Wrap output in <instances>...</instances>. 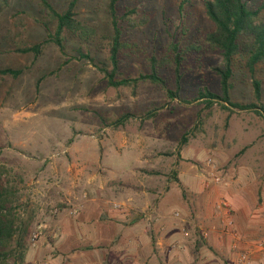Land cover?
<instances>
[{
    "label": "rangeland",
    "instance_id": "rangeland-1",
    "mask_svg": "<svg viewBox=\"0 0 264 264\" xmlns=\"http://www.w3.org/2000/svg\"><path fill=\"white\" fill-rule=\"evenodd\" d=\"M48 1L64 9L71 0ZM107 5L108 0H77L76 17L110 34ZM124 6L137 7L139 16L148 18L146 26L124 35L140 49L139 57L123 59L126 73L145 71L147 58L171 43L208 51L203 38L212 25L201 0L182 14L177 0H123ZM38 10L39 0H10L0 13V68L21 70L16 77L0 75V192L14 229L0 264L101 263L104 246L116 242L102 239L110 231L102 226V214L109 213L100 200L118 189L119 176L130 179L138 193L167 194L166 211L179 214L194 183L205 195L198 203L202 210L214 212L224 199L235 227L264 228V66L255 74L262 81L260 104L234 61L230 99L255 103V110L224 109L218 99L207 104L199 97L205 91L221 95L215 68H222L223 60L210 51L185 56L178 78L172 68L161 69L166 88L143 82L134 89L113 88L72 49L62 55L45 43L37 56L17 52L46 39V30L36 23ZM118 119L123 121L115 126ZM210 158L215 170L206 164ZM211 172L219 183L206 187ZM62 217L73 232V221L93 222L94 229H82L88 240L83 249L74 241L58 243Z\"/></svg>",
    "mask_w": 264,
    "mask_h": 264
},
{
    "label": "trees",
    "instance_id": "trees-1",
    "mask_svg": "<svg viewBox=\"0 0 264 264\" xmlns=\"http://www.w3.org/2000/svg\"><path fill=\"white\" fill-rule=\"evenodd\" d=\"M10 0H0V13L8 6ZM123 0H108V15L111 33H100L94 26L79 20L76 17L77 0L68 2L67 7L58 9L48 0H39L38 18L36 23L46 30V39L22 48L17 52L22 54L33 53L39 55L45 43H53L62 55L72 49L79 59L91 63L104 76L109 87L136 88L140 83L166 88V80L161 69L172 68L179 77L182 62L190 53L210 51L222 57L223 67L215 68L220 77L221 95L205 91L199 97L209 100L211 104L218 99L222 107L228 105L238 111L255 110V103L233 102L230 91L234 80V61L240 64L245 71L244 84H250L254 99L260 104L263 102L262 81L255 77L257 69L264 66V0L259 5L249 4L251 0H201L204 13L211 23V28L205 33L203 42L205 48L196 44L181 46L171 43L164 52L147 58L146 70L139 68L137 75H131L121 70L124 58L139 57V46L134 40H127L124 35L127 31L141 29L148 23L146 16H139L135 6L120 7ZM194 0H177V11L182 14L192 7ZM76 44V47L70 44ZM103 56L99 59L98 56ZM21 70L0 68V75L18 76ZM168 96L174 97L168 90ZM263 109V106L262 108ZM233 110H231L232 112ZM262 111V110H260ZM264 117V114H262ZM127 115L123 117L125 119ZM118 119L115 126L122 123ZM0 192V254L2 249L14 235L13 224L8 220L4 211L7 210V200Z\"/></svg>",
    "mask_w": 264,
    "mask_h": 264
},
{
    "label": "crops",
    "instance_id": "crops-1",
    "mask_svg": "<svg viewBox=\"0 0 264 264\" xmlns=\"http://www.w3.org/2000/svg\"><path fill=\"white\" fill-rule=\"evenodd\" d=\"M76 179L81 180V177ZM116 183L118 189L112 192L110 199L106 197L109 193H104L106 196L100 200L102 209L109 213V216L102 214V226L110 231V234L105 231L102 239L116 243L112 248L110 243L104 246L106 250L98 264H239V253L247 250L251 264H264V228L235 227L239 241L237 249H232L230 239L219 235L215 210L205 211L198 205L205 195L193 188L194 183H186L192 186L186 189L183 201L186 210H181L179 218L173 217L175 212L166 211L167 194L155 195L144 189L138 193L126 176H119ZM64 199L70 201L73 197ZM112 206L113 209H109ZM90 221L83 218L73 221V232L67 229L68 220L59 219L58 243L69 246L67 243L74 241L83 249L81 244L88 240L82 229H94Z\"/></svg>",
    "mask_w": 264,
    "mask_h": 264
},
{
    "label": "built area",
    "instance_id": "built-area-1",
    "mask_svg": "<svg viewBox=\"0 0 264 264\" xmlns=\"http://www.w3.org/2000/svg\"><path fill=\"white\" fill-rule=\"evenodd\" d=\"M206 164L208 167H211L212 170H215L216 166L213 164L211 158L206 162ZM209 183H212V184L219 183V177L214 176L213 172L210 173V181L208 183H205L206 187H209ZM56 212L57 210L54 211V213ZM215 213L217 215V218L219 219V226H220L219 235L221 237H228L231 241V248L236 250L237 242L239 241V235L235 229L232 217L230 215L229 206L224 199L220 200L217 203L215 207ZM179 215L180 214L178 212H175L173 214V217L179 218L180 217ZM238 262L239 264H251L250 254L248 250L242 251L239 253Z\"/></svg>",
    "mask_w": 264,
    "mask_h": 264
}]
</instances>
